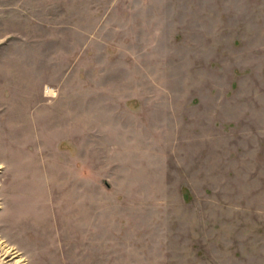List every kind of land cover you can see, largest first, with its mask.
I'll return each instance as SVG.
<instances>
[{"label": "rangeland", "instance_id": "1", "mask_svg": "<svg viewBox=\"0 0 264 264\" xmlns=\"http://www.w3.org/2000/svg\"><path fill=\"white\" fill-rule=\"evenodd\" d=\"M0 264H264V0H0Z\"/></svg>", "mask_w": 264, "mask_h": 264}]
</instances>
